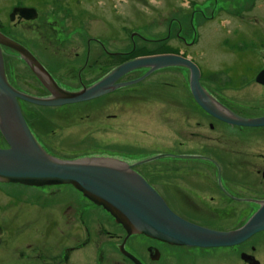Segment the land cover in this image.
I'll list each match as a JSON object with an SVG mask.
<instances>
[{"label": "rangeland", "instance_id": "obj_1", "mask_svg": "<svg viewBox=\"0 0 264 264\" xmlns=\"http://www.w3.org/2000/svg\"><path fill=\"white\" fill-rule=\"evenodd\" d=\"M26 1L29 5L33 3L32 0ZM238 1L38 0L39 18L34 21L29 18L13 25L8 21L7 13L12 11V5L22 0H0V27L4 22L7 23L5 28L9 29L10 35L28 45L49 65L61 85L67 88L79 87L74 78L75 73L70 71L71 67L56 65V61L71 63L72 59L79 60L85 52L87 38H99L105 50L95 41L88 43L92 48L91 54L97 50L102 55L99 61L92 55L89 61L92 66L84 71L86 74L83 79L87 80L89 86L115 66L132 58L177 53L199 65L203 71L200 81L212 94L220 96L238 110L262 114L264 86L253 85L248 88L243 85V80L237 81L236 77L230 79L227 75L235 53L248 52L249 57L258 59L259 63L253 67L252 74L264 66V0H254L250 10L247 7L246 11L240 13L235 8ZM38 22H41L40 30L35 27ZM48 29H52L55 36L50 37ZM61 32L63 34H59ZM101 66L103 69H100ZM145 71L146 68H136L124 76L133 78ZM23 74L32 77L28 71L23 72L20 61L12 56L9 66L6 65L9 82L16 88L37 94L38 90L27 83ZM189 80L188 68L167 66L156 69L137 88L163 81L162 84L167 88L162 90L167 91L169 97L178 95L179 99H183L187 114V111L193 112L188 103L191 101L187 89ZM111 97L108 95L62 106L20 103L37 142L48 154L62 160L106 155L132 162L160 151L180 149L199 152L207 148L206 138L192 135L196 131L206 133V128L195 127L201 114L190 120L186 116L180 118L181 115L176 113L171 104H161L156 97L146 105H138L133 111L132 105L118 104ZM164 110L168 121L163 118ZM115 114L116 117H111ZM178 124L183 127L182 131L177 128ZM242 137L246 143L244 145L241 142L238 147L246 148L249 156L264 151L263 131L246 133ZM231 138L234 141L236 135L233 134ZM178 141L183 142L184 149L178 145ZM236 145L232 148H237ZM7 146L0 133V147ZM201 164L197 160L165 158L139 167L138 170L171 201L170 205L175 210L187 215L192 212L185 209L181 200H177L175 187L207 201L208 196L201 195L203 192L199 184L207 180L214 181L215 172L211 173L209 169L212 167L206 163ZM192 166H196L195 169L206 166L203 171L210 178H205V174L197 176L188 172ZM259 176L260 172H254V169L243 171L231 166L224 181L234 195L262 197L264 191L258 189L256 184L260 181ZM93 203L71 184L31 186L0 183V264H16L21 260L22 264H34L38 245H42L41 254L44 256L49 248L37 240L42 238L41 232L48 228V223L59 222L58 228L64 222L66 217L59 214L83 213L88 217L104 214L109 219L107 211ZM215 203L212 205L219 210L229 207L235 209V216L214 221L199 218V224L234 230L242 226L259 207L253 202L224 204L217 199ZM47 242L51 243V237L46 241L48 245ZM252 245L255 246L253 251ZM244 249L254 253L264 264V231L241 244L211 249L214 260L210 264H245L240 259V252ZM199 261L200 264H209L204 253L200 254Z\"/></svg>", "mask_w": 264, "mask_h": 264}, {"label": "flooded vegetation", "instance_id": "obj_2", "mask_svg": "<svg viewBox=\"0 0 264 264\" xmlns=\"http://www.w3.org/2000/svg\"><path fill=\"white\" fill-rule=\"evenodd\" d=\"M241 1H244V3H241ZM32 5L28 4L26 0H22L21 3H17L15 5H12L11 9L13 10L14 7H26L30 8L34 11V16L30 19L32 21L37 20L40 15V7L38 4V0H32ZM37 2V3H36ZM79 2V1H78ZM254 0H239L235 5L237 7V12L246 11L245 9L248 7L250 10L253 7ZM240 7V8H238ZM12 12V11H11ZM10 11L7 13L8 21L11 22L13 25L21 24L22 22H25L27 19L23 15H20L19 12H16L13 16V18H10ZM41 22H38V24H35V27H38L37 29H41ZM7 27V23H3L2 27H0V31L6 35L7 37L15 40L17 43L22 45L27 51L31 53V55L38 61V63L45 69V71L51 76V78L56 82L58 86H60L62 89L67 91H78L81 90L82 87H88L89 84H87V80L83 79V76L86 74L84 71H87L88 67H91L92 65L89 64L90 57L92 55H95V59L99 61L102 57L100 53L93 50L92 54V48L90 44L88 43L92 40L95 41L99 46L101 45L102 50H105L104 44L99 38H87L86 40V48L85 52L81 54L79 60H73L71 63H61V61H56V65L58 66H64V67H71L70 71H73L74 78L78 83L77 88H67L55 78V73L52 71V69L49 67L48 64L43 62L40 57L29 48L28 45H26L23 41L20 39L13 37L9 33V29L5 28ZM52 28V27H51ZM49 30V29H48ZM50 37L51 35L55 36L54 32H52V29L49 30ZM65 33V30H64ZM59 34H63L62 32ZM49 37V38H50ZM1 50L3 53V59H4V67L6 72V65L9 66V60L12 58V56H16L17 59L22 64L23 72L28 71L31 73L32 77H29L28 75L24 74L22 75L24 79L27 81V83L30 84V86H34L38 91H36L37 94L29 93L27 91H24L22 89L16 88L17 90L32 95V96H38V97H49L51 94L47 90V88L43 85L41 80L37 77V75L33 72L30 65L26 62L24 59V56L21 55L18 51L13 49L7 44L1 45ZM185 57V55L181 54ZM190 59V58H189ZM191 60V59H190ZM63 61V60H62ZM193 61V60H192ZM59 62V63H58ZM199 68L200 71V77L199 81L202 75V72L199 65L193 61ZM259 61L254 56H250L248 52L243 53H235V56L233 59L231 58V62L229 64V68L227 69V75L231 79V77H236L237 81L243 80V85L246 87H252L255 86H264L263 83H260L257 81L256 76L257 74L264 70V66L259 67L256 69V71L252 74V70L254 69L256 64H258ZM34 66V64H33ZM116 67V66H115ZM66 69V68H65ZM100 69H103V66H101ZM113 69V68H112ZM111 69V70H112ZM67 70V69H66ZM110 70V71H111ZM148 68H146V71L139 76L133 77V78H127V77H121L117 80V82H124L127 80H132L141 77L143 74L147 72ZM152 71L151 73H154ZM189 72V70H188ZM151 73L146 75L143 79L139 80L136 83L125 85V86H119L113 91L106 93L104 95H101L97 98L105 97L108 95H112L111 98L115 99L118 104H125L127 106L132 105V110L135 111L137 109L138 105H146L150 103L151 99L153 97H156L160 99L162 102L161 104L165 103L169 106V104L172 105V107L176 110V113H179L181 115L180 118H187V120L194 119L195 117H198L196 115L201 114V118H197L195 122V127L198 126L199 128H202L203 130H206V133H200L198 131L193 132L192 135H200L201 137H204L208 140V144L206 145L207 148L204 150H201L199 152H185L180 151V149H177V151L167 150V151H160L155 152L149 156H146L141 159L134 160L132 162L123 159L121 157H114V156H108L113 157L118 160L124 161L127 164H129L132 169L137 171L163 198L164 202L168 206V208L174 212L176 215L181 217L182 219L191 222L196 225H200L206 228L214 229V230H220V231H229L232 229H222L218 227L210 226L209 224H199L197 220L199 218L203 219L204 221H214L216 219L218 220H226L232 218L235 213V209L229 207V208H222L221 210L218 209L217 206H213L212 204H216V200L219 199V201H223L224 204H229L231 202H253L257 203L258 206H260L261 201L264 200V196H237L232 194L230 191V188L226 185L227 182L224 181V176H226V172L232 167L236 166L240 170L243 171H251V169H254V172L259 171L260 176L257 184V188L264 191V151L259 152L258 154H251L248 155L246 148L238 147L242 141V136L246 133H254L256 131H263L264 132V125H258V126H248V125H241V124H235L228 122L222 118L216 117L210 113H208L205 109L201 107V105L195 100L190 85H188V94L191 98L189 104H191L192 111H187V114L185 113V102L183 99H179L178 95H166L167 91L162 90L165 87L163 81L159 84H152L149 86H141L137 88V86L142 85L147 79ZM127 74V73H126ZM125 74V75H126ZM190 74V72H189ZM106 75V74H105ZM105 75L101 76L99 79H97L95 82L102 79ZM7 76V75H6ZM76 76V77H75ZM8 79V78H7ZM9 81V80H8ZM234 79L231 80V84L233 83ZM94 83V82H93ZM201 86L203 89L220 105L224 106L226 109L230 110L232 113L244 117V118H258L264 116V113L262 114H250L248 112H244L241 110H238L237 108L233 107L232 105H229L225 100H223L220 96H216L212 94L210 89L204 87L200 81ZM91 85V84H90ZM122 89H127L125 92L121 91ZM170 98V99H169ZM96 99V98H94ZM155 99V98H154ZM92 100V99H91ZM19 104L21 107V103H28L34 105V103L19 99ZM88 101V100H87ZM21 102V103H20ZM84 102V101H80ZM75 102V103H80ZM75 103H69L65 105H72ZM36 105V104H35ZM40 106V105H38ZM62 106V105H61ZM22 109V108H21ZM190 109V108H189ZM220 109H223L220 107ZM163 110V109H161ZM23 112V111H22ZM164 114L163 118L168 121L167 114L165 110L162 112ZM24 114V113H23ZM141 114V112H140ZM25 117V115H24ZM111 117H116L115 115H111ZM26 120V117H25ZM177 122V119H175ZM203 120V121H202ZM27 122V120H26ZM27 125L33 134L31 130L30 124L27 122ZM181 127V128H180ZM178 124V129L180 131L183 130V127ZM208 133V134H207ZM236 135V139L234 141L232 140V136ZM34 136V134H33ZM35 137V136H34ZM205 139V140H206ZM236 145L237 148H232L233 145ZM178 145L183 148V142L178 141ZM219 148V149H218ZM184 149V148H183ZM175 150V149H174ZM106 156V155H102ZM165 158H173V159H189V160H197L201 161V165H204L205 163L212 167L210 168V172H215L214 181H208L200 185V191L201 195L208 196L207 201L203 200L202 197L195 194V196H190L188 191L183 190L180 187H175V192H177V200H181L183 206L188 211L192 212L191 214L185 215L181 212L175 210L170 204L171 201L162 195L160 191L154 186L153 183H151L139 170V167H143L145 165H148L149 163L156 161L158 159H165ZM196 166H192L191 170L188 172L194 174V175H203L205 174V178L209 179L210 176L206 174L203 170L206 168V166H197L198 168L195 169ZM212 170V171H211ZM258 179V178H257ZM217 191V192H216ZM220 191V192H218ZM200 193V192H199ZM217 195V196H216ZM198 198V199H196ZM93 203V202H92ZM95 204V203H93ZM97 207L102 206L95 204ZM258 209V208H257ZM256 209V210H257ZM105 210V209H104ZM106 211V210H105ZM109 216V219L105 218L104 214H98L96 217H88L86 214L83 213H64L59 214V216L66 217L64 219V222L59 225L57 228L58 223L53 222V224L48 223V228L43 229V232H41L42 238H39L37 240L44 243V246H47L48 252H44V256H42L41 252V246H37L36 250L38 251L35 256V262L34 264H200L199 258L200 254L204 253L205 256L208 258V262L214 260V254L211 252V249L223 247L228 248L232 246H191V245H185V244H177L172 243L166 240H161L143 233H128L126 229L123 228V226L118 223L114 217L108 213H106ZM197 215V216H193ZM107 220V222L105 221ZM53 221L58 219H52ZM55 226V227H53ZM264 230L260 231L263 232ZM259 233V232H258ZM255 233L254 235H256ZM254 235L249 237L243 242L248 241L250 238H252ZM48 237H51V243L46 241L48 240ZM241 242V243H243ZM239 243V244H241ZM238 245V244H236ZM251 250H255V246H251ZM250 255L253 257L252 264H261V261L256 257V255L252 252H249L247 249H244L240 252V259L245 264H251L246 259L245 256ZM18 259V258H17ZM257 261V263H256ZM21 261H17L16 264H22Z\"/></svg>", "mask_w": 264, "mask_h": 264}, {"label": "water", "instance_id": "obj_3", "mask_svg": "<svg viewBox=\"0 0 264 264\" xmlns=\"http://www.w3.org/2000/svg\"><path fill=\"white\" fill-rule=\"evenodd\" d=\"M16 12L26 18L34 16L30 8L14 7L10 18ZM2 44L9 45L24 56L50 92L49 97L23 93L10 84L5 72ZM167 66L188 68L191 92L208 113L235 124L264 125V116L244 118L214 100L200 84L198 66L181 54L161 53L132 58L114 67L89 87L71 92L58 86L29 51L0 31V133L8 145L0 147V183L31 186L71 184L83 196L108 211L128 233H143L177 244L232 246L264 230V200L242 226L229 231L214 230L188 222L172 212L160 194L124 161L108 156L62 160L48 154L31 133L18 101L22 99L41 106H61L91 100L119 86L136 83L152 71ZM136 68L148 70L139 78L117 82ZM256 79L264 84V70L257 74ZM245 257L249 263L254 262L252 256Z\"/></svg>", "mask_w": 264, "mask_h": 264}, {"label": "bare ground", "instance_id": "obj_4", "mask_svg": "<svg viewBox=\"0 0 264 264\" xmlns=\"http://www.w3.org/2000/svg\"><path fill=\"white\" fill-rule=\"evenodd\" d=\"M11 65V64H10Z\"/></svg>", "mask_w": 264, "mask_h": 264}]
</instances>
